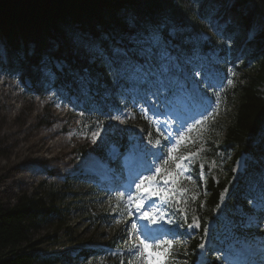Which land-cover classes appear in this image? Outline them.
Wrapping results in <instances>:
<instances>
[{
    "label": "trees",
    "instance_id": "16d2710c",
    "mask_svg": "<svg viewBox=\"0 0 264 264\" xmlns=\"http://www.w3.org/2000/svg\"><path fill=\"white\" fill-rule=\"evenodd\" d=\"M193 1L188 7L182 0H0V46L5 56L2 58L0 54V66L16 71L20 82L24 85L28 81V89L37 96L47 89L50 78L54 86L68 81L86 90L81 78L86 75L88 85L96 87L99 94L86 91L83 95L84 117L95 115L102 108L99 95L104 94L105 99L117 104L118 76L106 66L104 58L90 64L87 53L97 48L108 57L111 37L129 40L133 35L147 33L150 27L157 29L160 24L164 26L161 29L164 34L165 29H174L192 37L198 35L202 29L199 22L211 15L216 0ZM228 1L242 31L264 25V0ZM237 29L232 23L223 32L236 34ZM76 33L87 36L94 47L74 43ZM172 37L174 42L175 35ZM253 45L258 52L244 59L236 71L243 73L242 80L234 81L224 94L221 109L232 107V112L225 119H214L206 125L193 145L198 148L201 142L205 143L199 160L206 166L210 162L221 166L217 176L206 174L204 183L194 173L193 207L202 227L214 218L224 191L227 198L223 212L228 217L235 219L239 208L248 209L242 188L245 183L237 182L239 177L233 179V165L242 155L253 160L247 161L251 174L264 176V31L256 34ZM53 61L62 71L56 69ZM45 69L51 72V77L44 73ZM94 122L90 116L84 120L88 130ZM223 161L225 164L221 165ZM184 183L185 191L190 193V187ZM58 199V193L52 191L45 195L22 193L13 203L0 204V264H71L69 250L44 255L33 250L36 244L30 239L38 228L52 226L56 234L66 224ZM52 237L53 245H61L56 236ZM200 240L199 233L187 247L178 246L173 257L180 258L181 264H194ZM99 241L89 238L85 243ZM83 243L69 236L62 245H77L76 256L87 259L96 251ZM101 243L112 247L117 245V238L114 235L103 238ZM109 260L112 264L118 262L116 258Z\"/></svg>",
    "mask_w": 264,
    "mask_h": 264
},
{
    "label": "rangeland",
    "instance_id": "374dc122",
    "mask_svg": "<svg viewBox=\"0 0 264 264\" xmlns=\"http://www.w3.org/2000/svg\"><path fill=\"white\" fill-rule=\"evenodd\" d=\"M182 1L188 7L192 6V0ZM215 2L219 7L211 18L201 23L204 28L199 36L206 43L214 34L220 37L216 24L225 23L227 20L237 22L236 16L229 10L230 1L227 3L226 0H216ZM193 6L195 8V5ZM236 24L240 26L238 22ZM262 28L264 29V25L260 26L259 29H251L254 40L256 34L264 31ZM150 33L133 41L140 47L138 53L142 57V62L129 63L125 69V72L134 76L139 83H147L149 81L148 77L160 81L158 78L160 74L173 75L174 69L181 65L177 60L181 54L170 43L171 40L162 39L160 43H155L149 38ZM250 33V31L248 33L239 32L238 37L230 36L226 39L221 36L220 39L216 40L219 44H224L226 48H230L229 58L232 61V67L239 66L244 60L242 55L244 50L242 49L246 44V48L250 45L248 43L251 39ZM184 38H188V36ZM184 38L181 39L182 43H187L188 40ZM156 51L157 54L154 53ZM252 52L256 54V47L253 48ZM0 54L2 58L5 57L1 46ZM87 55L90 64L95 60L102 59L98 50H91ZM190 57L185 63L190 67L198 84H203L204 78L211 73V70L207 71L205 66L196 63L198 54H192ZM152 59H155L157 64H154L151 61ZM53 63L56 69L62 71L57 62L53 61ZM198 70L204 71L205 74L201 72V75H195ZM44 73L49 74L51 77V72L48 69H45ZM228 74L231 76V71ZM242 74L239 71L235 77L233 76L235 81L242 80ZM62 85L65 86V82ZM28 86L29 82H25L24 85L20 82L16 71L11 72L6 69L5 65L0 66V204L13 203L22 193L28 195L42 193L45 195L47 192L52 191L58 193L59 204L64 209L63 215L66 224L56 234L53 233L54 227L52 226L41 227L31 233L30 239L36 244L33 250L44 255L69 250L68 253L72 258L71 264H112L109 258L113 257L105 256L103 252L82 259L80 256H76L79 250L77 245L62 244L69 236L85 243L89 238L101 242L103 238H110L114 235L120 242L115 252L118 254L130 252L127 264H181L180 258L174 259L171 257L177 251L178 244L183 241L181 236L176 235L173 236V240L166 241L172 242L171 246L166 242L161 243L164 241H159L158 243H161L160 247L154 245L153 250L149 252V249H147L145 252L140 246V233L132 228L133 224L137 225L132 208L126 207V202L115 197V195L98 193L81 168L92 156L102 154L101 151L104 150L107 144L125 142L123 132L127 134L136 132V138H140L143 142L149 138L151 135L150 128L154 127L153 124L158 123V119L155 118L152 112H147L151 109L145 111L143 100L147 99V95L142 93L141 97L132 99L137 112L141 114V120L144 122L146 129L143 125L144 130L140 126L128 127V122L135 121L136 116L128 118V111L125 110L121 113H110L109 116H106L104 122L101 121L99 124L94 122L93 128L88 130V126L82 123L80 111L72 105L74 100L67 101L65 99V89L58 85L54 86L51 78L47 89L41 96L31 92ZM155 103L160 104L159 101ZM7 104L8 107H6ZM229 112H232V107L223 110L216 119H225ZM3 113L6 114L5 118L2 117ZM116 117H120V119L118 120ZM30 122L32 125L26 128ZM18 126H22V129L26 128L25 131L18 132V138L9 136V132ZM41 135H44V138L39 140L38 137ZM31 140L36 142L27 148ZM129 142L127 140V143ZM190 143L192 142L189 141L188 145ZM204 147L205 143H201L200 150H203ZM25 156L27 157L25 158ZM245 159L246 157L243 156L234 163V174L243 171ZM177 164L183 165V161L175 163L174 172H167L168 168H165V179L176 176L178 172ZM224 164L223 161L221 165ZM187 165L188 162L185 163V166ZM220 171L221 166L214 162L208 164L206 172L205 168L199 167L200 176L205 174H215L217 176ZM182 176H191L190 170L183 171L179 177ZM165 179H163L160 188L166 191L168 188L176 189L173 187L174 184L165 185ZM188 180L193 182L194 177L191 176V179ZM204 180L205 176L200 178V181ZM150 187L158 189L157 184L155 186L150 185ZM113 194H116V192ZM255 194L257 193L255 192ZM169 197L181 198V195L180 192H175V195L169 193ZM130 211L131 214H129ZM188 213L194 217L193 220L197 221L194 207L191 206L183 211V215ZM169 219L173 220L171 216L168 217L167 221ZM220 219L223 222L222 225H224L223 229H228L230 221L222 218V216H220ZM211 227H214L212 222L209 223V227L205 231L206 238L212 235L210 234ZM52 236H56L61 245H53ZM133 246H139V249H134ZM220 257V249L216 246L208 255L200 256L197 264H208L209 261L216 264L220 261ZM118 264H121V261H118Z\"/></svg>",
    "mask_w": 264,
    "mask_h": 264
},
{
    "label": "snow or ice",
    "instance_id": "6c2138e0",
    "mask_svg": "<svg viewBox=\"0 0 264 264\" xmlns=\"http://www.w3.org/2000/svg\"><path fill=\"white\" fill-rule=\"evenodd\" d=\"M161 29L157 28L155 30H153V32L150 33V39H152L155 43H160L162 41V36L160 35ZM174 34V31H173ZM73 42L77 43V44H81V45H85V46H89V47H94V45H92L91 41L89 40V38L87 36H85L84 34L81 33H76L73 34ZM116 51H119V49H117ZM109 67H112L111 62L109 63ZM115 72H117L118 74L121 72V69L119 68H115L113 69ZM195 75L199 76L201 75V73L197 72L195 73ZM233 83V81L230 79L228 80V84L231 85ZM208 116H203L202 120H197L195 121V124L191 125L187 131L191 132L197 125H200L202 123V121H206L208 120ZM116 119H120V117H116ZM163 135V134H161ZM165 139H171V136L165 137ZM186 139H188V137H186L184 134H181L177 137L175 144L169 149L168 152V158L169 159H177V157H173L172 153L178 150V146L185 141ZM156 144H160V140L156 141ZM196 156V153H189L186 156H179L178 159L187 163L190 159H194ZM167 160L164 161L165 164H167ZM201 167H203V165H201ZM176 168L178 170L176 176H171L169 179H165L164 180V184L168 185L169 183L171 184H176L178 182V176L182 174L183 171H186V169H184L182 164H177ZM158 173L161 172V169L157 168L156 170ZM161 179H163V177H161ZM188 179H191V176L188 177ZM155 180V176L153 177H146L143 179H140L139 183H135V181H132V183H135V188L138 192H140L142 195L143 194H147V196H157L160 197L162 200H167L169 199V193H171L172 195H175L176 191H185L184 189H168L167 191L163 188L157 189V188H152V187H147L145 186V182L146 181H152ZM132 183H130L128 185V188L126 190V193H121V199H123V197L127 194V200H126V206H132L134 205L135 210L136 211H140L141 208L144 207V200L141 199L139 196H136L134 198V195L132 194ZM249 203H252V201H249ZM149 207L152 208V202L149 201ZM129 214H131V211L129 212ZM164 215V213L156 208H152L151 212H144L143 213V217L149 219L152 223H158L160 221V218ZM168 223H174L173 220L169 219ZM248 224L252 223V219L249 218L247 220ZM199 227V223L194 219L193 222L191 224H188L187 227L191 228V227ZM133 230L138 231L141 233V235H143L145 229H141L138 228V226L136 224L132 225ZM150 238L148 236H144V239H142L140 241V246H142L143 250L146 252L147 249L150 247V245L147 243V241ZM161 243H165V242H161ZM161 243H157L155 246L156 247H160ZM169 244V246H171L172 242H166ZM201 248L204 247L203 244L200 245ZM134 249H139V246H133ZM132 250V249H130Z\"/></svg>",
    "mask_w": 264,
    "mask_h": 264
},
{
    "label": "bare ground",
    "instance_id": "6f19581e",
    "mask_svg": "<svg viewBox=\"0 0 264 264\" xmlns=\"http://www.w3.org/2000/svg\"><path fill=\"white\" fill-rule=\"evenodd\" d=\"M8 106H9V105L7 104L6 107H8ZM2 117L5 118V117H6V114L3 113ZM4 120H5V119H4ZM31 125H32V123L30 122V123L28 124V127H26V128H29ZM26 128L22 129V126H18V127H16L14 130H12L11 132H9V136H16V137L18 138L17 133H18V132H21V131H25ZM43 138H44V135H41V136L38 137L39 140H41V139H43ZM35 142H36L35 140H31V141L29 142L27 148H29V147H30L32 144H34ZM26 157H27V156H25V158H26Z\"/></svg>",
    "mask_w": 264,
    "mask_h": 264
}]
</instances>
